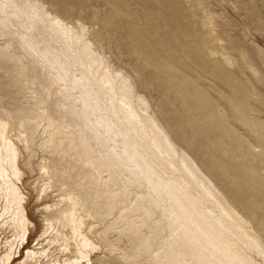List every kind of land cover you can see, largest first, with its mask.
Here are the masks:
<instances>
[{
    "label": "bare ground",
    "instance_id": "1",
    "mask_svg": "<svg viewBox=\"0 0 264 264\" xmlns=\"http://www.w3.org/2000/svg\"><path fill=\"white\" fill-rule=\"evenodd\" d=\"M211 1L205 21L230 18L257 36L240 0ZM50 2L0 0V54L28 90L18 122L0 105V264H264V207L255 202L264 199L263 71L193 28L192 10L209 1L112 0L154 11L162 28L180 20L192 38H182L197 53L188 71L133 22L123 27L128 49L171 65L169 85L136 65L148 92L161 88L160 102L79 10ZM204 72L225 94L220 116ZM175 92L230 161L211 158L205 169L177 141L173 133L185 132L171 113L182 99Z\"/></svg>",
    "mask_w": 264,
    "mask_h": 264
},
{
    "label": "rangeland",
    "instance_id": "2",
    "mask_svg": "<svg viewBox=\"0 0 264 264\" xmlns=\"http://www.w3.org/2000/svg\"><path fill=\"white\" fill-rule=\"evenodd\" d=\"M49 1H51L50 3H53L55 6L57 4V7L58 3L60 4L64 2L67 7L69 6V9L79 10V12L82 13L83 19L93 26L97 35V39L101 40V43H103L110 52L109 55L112 56L114 62L117 65H123L129 70L135 71L134 73L139 89L147 92L148 94L152 93L151 95L154 97L156 94L157 96L161 95L162 91H159L161 88L158 87L155 92H148V88L143 83H141V80L138 79V74L143 72V74H145L149 80H154L161 77L168 78L169 82L166 81V85H169L172 73L164 74V71H167L168 67L171 65L168 64L162 67L160 61L155 62L154 60L145 57L142 51L138 49H128L127 43L121 39L120 36L125 24L132 25L133 22V25H136L138 28L142 29L143 32L150 36L153 41H156V45L164 50L165 55L170 56L174 60L182 62L184 64L182 67L183 69L186 68L185 70L190 71L194 68V66H198L196 63L197 53L192 51L191 46H187L182 39L185 38L186 35V37H188L187 40L191 45L192 38L189 37L190 34H188V32L186 33L184 22L180 20L179 22L170 20L169 25L171 29L167 26V28H162L160 25V19L159 17H155L154 11H147L138 5L133 7L131 10L126 7V10L122 11L118 9L112 0ZM206 1H209L210 5L207 2L208 6L205 8L201 7V9L197 7L192 10L193 28L196 30L199 29L202 33H207L211 39L218 37V40L213 41L224 45L225 48L232 51L231 54L234 58L236 57V61H241L243 64L246 62L250 72H255L256 67L261 69V72L263 71V75L261 76H264V0H240L237 6V12L255 30L254 32L257 34L256 37L244 35L241 32V27L237 24V22L230 18H224L222 19L223 21H211L209 19L205 21L206 15L203 9L208 10L209 7L210 9L212 8V1ZM185 2L187 5L192 4L190 3L192 0H185ZM160 35H163V38H161ZM2 49L3 44L0 40V51ZM238 62H236L235 66L230 67L233 71H236L235 69L238 68ZM136 65L139 66L140 69L138 74L136 72ZM14 67L15 66L12 60L9 61L6 56L4 57L0 54V105L2 106V111L9 109L15 115V121L18 122L19 116L21 115L19 100L25 101V93H28V90L24 91V82L22 80H16V70ZM204 74L205 72L202 74V82L208 87L209 91H212L214 97L217 99L218 110H216V112L220 116L224 112V108L222 106L219 107V105H224V102L227 103V101L224 100L225 94L220 91L215 80H211L210 78L203 76ZM257 74L259 73L257 72ZM173 94H176L177 97L182 98L179 105L182 109V113L179 114L177 111L179 106L173 105L171 103H169V106L171 104L173 107L171 106L172 111L171 109L170 111L173 115H175V117L180 116V130H183V132L186 133H184L182 137V135L179 136L178 133L174 132L173 135L177 141L194 157H196L205 169L207 168V163L211 158H214L212 160L217 158L218 165L222 164L219 162L230 161V159H226L225 146H221L217 142L216 137L208 136L206 134V131L204 130L205 126L207 127L206 123L195 116V111L186 103L184 96L179 95L176 92ZM169 96L170 95L168 93V97ZM169 99L163 96V100ZM155 101L160 102L158 98L155 99ZM228 121H230L227 122L229 124H232L231 122L234 123L232 118H228ZM167 126H170V124ZM217 156H219V158ZM209 171L210 173H214L212 169ZM25 175L23 178H26L27 175ZM216 182L219 185L221 184L219 180H216ZM28 202L29 206H27V210L29 213H31L32 205L30 199H28ZM255 202H257L259 205L262 204L260 206L264 207V199H256ZM36 215L37 213H35V217ZM35 222L37 225L39 224L38 218L35 219ZM34 233L35 231L32 229L28 238V243L31 245L36 241L34 239Z\"/></svg>",
    "mask_w": 264,
    "mask_h": 264
}]
</instances>
